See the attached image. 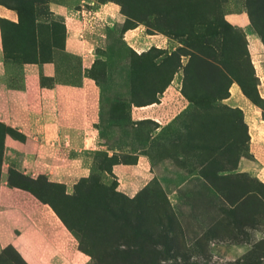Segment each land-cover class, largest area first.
<instances>
[{
	"label": "rangeland",
	"instance_id": "1",
	"mask_svg": "<svg viewBox=\"0 0 264 264\" xmlns=\"http://www.w3.org/2000/svg\"><path fill=\"white\" fill-rule=\"evenodd\" d=\"M0 5L18 13L3 26L15 81L51 61L41 86L94 88L95 150L67 193L9 176L68 230L67 264H264V0ZM0 264L25 263L5 247Z\"/></svg>",
	"mask_w": 264,
	"mask_h": 264
},
{
	"label": "crops",
	"instance_id": "2",
	"mask_svg": "<svg viewBox=\"0 0 264 264\" xmlns=\"http://www.w3.org/2000/svg\"><path fill=\"white\" fill-rule=\"evenodd\" d=\"M0 21L17 25V14L0 5ZM7 60L0 28V251L11 247L25 264H67L68 230L50 207L11 185L9 176L42 175L67 193L69 175L82 177L95 150L84 124L85 102L94 88L41 86V78L56 73L51 61L23 62L21 79L15 81ZM127 169L118 167L116 173L126 179Z\"/></svg>",
	"mask_w": 264,
	"mask_h": 264
},
{
	"label": "trees",
	"instance_id": "3",
	"mask_svg": "<svg viewBox=\"0 0 264 264\" xmlns=\"http://www.w3.org/2000/svg\"><path fill=\"white\" fill-rule=\"evenodd\" d=\"M18 14V13H17ZM4 24H7L8 25V23L7 22H5V21H0V28H1V30H2V32H3V26H4ZM18 25V24H17ZM17 25H14V26H12V27H16ZM4 48H5V46H4ZM5 52H6V50H5ZM9 133H12L11 131H9ZM15 175H17V174H15ZM9 182H10V184L11 185H15V186H17V187H21V186H19V185H16V184H14V183H12L10 180H9ZM22 188V187H21ZM22 189H24V190H26V191H28L27 189H25V188H22ZM29 193H31L30 191H28ZM32 194V193H31ZM33 195V194H32ZM35 198H36V196L35 195H33ZM38 199V198H37ZM39 200V199H38Z\"/></svg>",
	"mask_w": 264,
	"mask_h": 264
},
{
	"label": "bare ground",
	"instance_id": "4",
	"mask_svg": "<svg viewBox=\"0 0 264 264\" xmlns=\"http://www.w3.org/2000/svg\"><path fill=\"white\" fill-rule=\"evenodd\" d=\"M257 68V67H256ZM259 70V68H257Z\"/></svg>",
	"mask_w": 264,
	"mask_h": 264
}]
</instances>
